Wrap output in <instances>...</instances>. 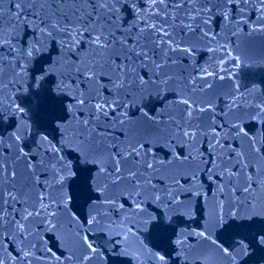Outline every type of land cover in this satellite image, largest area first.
Returning <instances> with one entry per match:
<instances>
[{"label":"snow or ice","instance_id":"1","mask_svg":"<svg viewBox=\"0 0 264 264\" xmlns=\"http://www.w3.org/2000/svg\"><path fill=\"white\" fill-rule=\"evenodd\" d=\"M10 4L7 24L0 7V127L15 119L7 136L0 134V264H107L106 252L133 264H166L140 236L149 226L162 231L164 220L186 209L181 196H199L205 175L216 192L209 219L195 233L211 242L197 260H234L210 229L227 228L226 218L264 217V92L258 98L255 87L241 91L236 85L226 110L217 113L207 94L219 73L196 70L203 87L189 89L197 79L189 72L181 86L187 69L179 70L177 54L191 58L199 41H215L219 33L211 24L217 16L225 22L221 30L232 35L249 25L250 31L264 32V0ZM44 56L48 59L38 63ZM233 64L242 66V58L234 57ZM52 73L57 83L50 100L55 103L56 94L66 93L74 101L67 105L70 119L55 117L58 140L29 123L26 108L17 102L21 89L43 88ZM169 90L177 97L171 106L179 111L156 121L149 113L156 101L167 100L162 94ZM197 90L206 98L188 94ZM130 105L160 128L157 142L169 149L164 159L150 155L151 139L129 134ZM78 198L87 205L86 215L74 207ZM41 229L56 234L60 255L46 247ZM259 242L264 244V233ZM175 243L185 250L183 233Z\"/></svg>","mask_w":264,"mask_h":264},{"label":"water","instance_id":"2","mask_svg":"<svg viewBox=\"0 0 264 264\" xmlns=\"http://www.w3.org/2000/svg\"><path fill=\"white\" fill-rule=\"evenodd\" d=\"M139 2L142 3V0H139ZM0 7L4 9L3 21L7 24L9 19L8 9L10 7L14 8V5L10 4V0H4ZM224 23L222 17H214L211 27L219 33L217 39L215 41H199L197 49L191 58L177 54L179 70L187 69V71H182L185 79L181 86L188 83L190 79L188 76L189 72L197 77L196 84H189V89L203 87V82L199 79V73L196 70L208 68L210 71L215 70L219 73L207 96H210L213 100L215 111L221 114L226 110V100L230 99L229 93L233 91L236 85L240 86L241 91H247L255 87L258 98L260 93L264 92V32L250 31L251 26L249 25L240 28L237 35H232L226 28L223 31L221 30ZM209 35L211 36V33ZM53 56H55V53H53ZM236 56H240L243 60V65L240 67H235L233 64V58ZM47 59L48 57L44 56L38 63ZM190 65H194L195 70L189 67ZM62 70L71 71L70 69ZM71 74L75 78V73L72 72ZM220 76L224 78L221 79ZM4 79L5 82L8 79L7 69H5ZM208 80L211 82L212 77H208ZM56 83L57 74L52 73L50 78L44 82L43 88L37 89L34 87L27 93L21 89L17 96V102L26 108L27 116L25 118L29 123L38 128L43 127L49 135V139L55 136L58 140L59 130L56 128L58 121L55 117L64 116L66 119H70L67 105L74 103V101L66 93L56 94L55 103L50 100L49 94L55 89ZM5 94L7 95V90H5ZM188 94L192 95L194 99L206 98L198 90L194 93L189 91ZM162 95L167 96V100L164 103L156 101L154 111L149 113L150 116L159 122L167 121L169 114L175 116L179 111L178 108L171 106L172 101L177 99L175 91L169 90ZM166 104L169 105L167 110H165ZM151 106L149 105V107ZM136 108V105H130L128 108L129 118L133 122L129 126V134L133 137L151 139L153 143H151L152 152L150 155L154 154L158 160L164 159L169 153V149L163 142H157L160 137V128L154 123L142 119V114ZM208 122L210 123V120ZM244 123L247 124L249 121L245 120ZM14 124V118L4 121L3 127H0V134L7 136L8 131H11V126H14ZM161 127H163V124H161ZM251 127H254V125ZM53 129L56 130L53 131ZM181 147V145H177L178 151L182 152ZM201 147L202 150L206 151V140ZM205 154L207 153L205 152ZM163 175L164 173L162 172L161 176ZM181 182L188 183L189 179L182 178ZM201 183L203 187L199 196L188 193L181 196V199L187 205L186 209L176 212L171 216V219L164 220V229L162 231L154 230L149 226L140 236L146 249L163 255L166 264H199L197 257L202 256L211 243L210 241H200L195 236V233L203 230L206 220L209 219L213 205V193L216 192V186L207 180L206 175L201 177ZM187 186L188 184H185V187ZM69 191H72V189L70 188ZM205 194L207 199H205ZM92 195H95V193H92ZM74 207L78 212L86 215L87 205L84 204L82 198H78L74 203ZM148 207L150 211L153 210L159 214L160 210L156 209L155 205H148ZM225 223L228 225L227 228L221 226L210 229V231L213 233L212 238L216 240L217 245L227 247L233 254L234 260L228 261L222 257H216L211 261V264H264V244L259 242V234L264 233V217L244 216L235 221L231 218H226ZM41 233L43 240L46 242V247L52 248L53 252L60 255V251L63 249L60 248L56 241V234H44L42 229ZM181 233H183V238L186 241L184 251H181L175 243ZM99 235L101 234H90L93 238ZM107 238L105 235L104 239ZM97 243L99 244L100 241L97 240ZM43 247L45 245L42 242ZM9 250L12 251L11 246ZM105 258L107 264H133L130 258L116 256L110 252H106ZM45 261H47V257H45Z\"/></svg>","mask_w":264,"mask_h":264}]
</instances>
